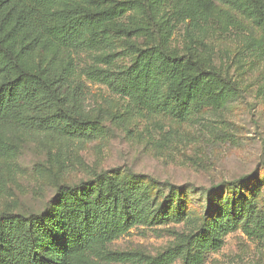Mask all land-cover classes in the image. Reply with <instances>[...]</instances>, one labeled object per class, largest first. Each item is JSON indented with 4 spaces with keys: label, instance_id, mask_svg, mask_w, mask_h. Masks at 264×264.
Listing matches in <instances>:
<instances>
[{
    "label": "rangeland",
    "instance_id": "obj_1",
    "mask_svg": "<svg viewBox=\"0 0 264 264\" xmlns=\"http://www.w3.org/2000/svg\"><path fill=\"white\" fill-rule=\"evenodd\" d=\"M129 1L127 16H142L137 0ZM65 4L60 0L53 9ZM153 15L159 26L169 24L170 47L182 50L198 45V40L199 52L238 84V95L222 108L203 105L180 118L171 110L129 108L126 99L104 84L87 81L85 108L98 123V135L84 143L32 141L22 132L6 136L13 154L0 158V211L40 212L58 185L108 171L123 181L138 182L156 206L174 218L131 227L106 249L91 254L94 264H143L115 263L102 256L113 251L155 257L226 212L234 217L235 227L221 237L217 250L203 252L202 264H264V234L243 228L254 226L255 210H264V29L253 17L222 3L205 23L178 21L165 7H155ZM86 35L75 47L43 45L36 59L66 66L82 79L90 68L130 66L136 50L149 43L116 33L94 43L90 33ZM245 175L250 177L237 189L226 184Z\"/></svg>",
    "mask_w": 264,
    "mask_h": 264
},
{
    "label": "trees",
    "instance_id": "obj_2",
    "mask_svg": "<svg viewBox=\"0 0 264 264\" xmlns=\"http://www.w3.org/2000/svg\"><path fill=\"white\" fill-rule=\"evenodd\" d=\"M58 1L0 0V158L13 154L6 136L18 132L32 141L94 139L99 129L85 108L87 81L104 84L126 99L129 108L171 110L180 118L203 105L218 109L232 101L240 92L238 84L199 52L198 40V45L182 50L170 47L171 28L157 24L155 7L171 9L178 21L188 19L191 24L205 23L217 3L228 4L264 29V0H137L140 17L127 16L129 0H65L62 8L53 9ZM87 32L94 43L109 33L134 35L149 43L136 50L130 66L90 68L82 79L73 77L66 66L36 59L43 45L79 46ZM249 177L226 184L237 189ZM154 200L138 182L123 181L108 171L62 183L40 212L0 211V264H94L90 255L106 249L131 227L174 218ZM227 214L188 232L155 257L105 251L102 260L172 264L181 259L182 264H202L203 252L217 250L221 237L235 227L234 217ZM254 217V226L243 228L260 236L264 210H255Z\"/></svg>",
    "mask_w": 264,
    "mask_h": 264
}]
</instances>
